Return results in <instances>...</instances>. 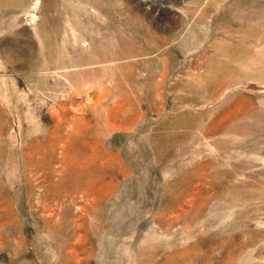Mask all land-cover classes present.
<instances>
[{"label":"rangeland","instance_id":"obj_1","mask_svg":"<svg viewBox=\"0 0 264 264\" xmlns=\"http://www.w3.org/2000/svg\"><path fill=\"white\" fill-rule=\"evenodd\" d=\"M0 264H264V0H0Z\"/></svg>","mask_w":264,"mask_h":264}]
</instances>
